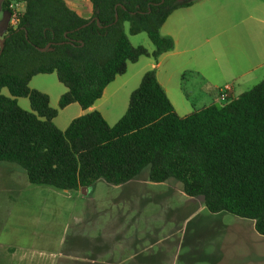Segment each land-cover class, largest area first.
Segmentation results:
<instances>
[{"label":"trees","instance_id":"16d2710c","mask_svg":"<svg viewBox=\"0 0 264 264\" xmlns=\"http://www.w3.org/2000/svg\"><path fill=\"white\" fill-rule=\"evenodd\" d=\"M14 1L24 8L19 23L7 25L0 54V162L20 166L32 184L61 190L98 180L124 185L148 168L150 181H179L210 212L251 219L264 235V79L182 116L149 70L117 123L95 110L65 130L54 122L49 95L30 86L36 75L56 73L67 88L60 108L92 106L129 63L174 47L161 28L195 0H90L89 18L66 0H2V9L12 13ZM126 23L131 35L148 34L152 52L131 43ZM18 98H29L31 110Z\"/></svg>","mask_w":264,"mask_h":264},{"label":"crops","instance_id":"0c3cea01","mask_svg":"<svg viewBox=\"0 0 264 264\" xmlns=\"http://www.w3.org/2000/svg\"><path fill=\"white\" fill-rule=\"evenodd\" d=\"M66 2L83 17L93 14L90 0ZM161 33L173 40L174 47L158 58L143 56L129 63L126 73L86 109L77 102L59 107L67 88L58 84L60 90L52 98L55 81L47 79L56 73L36 75L30 86L48 94L51 106L60 108L54 122L65 130L75 118L95 110L110 125L117 123L136 89L130 84L138 87L149 70L156 72L182 116L216 103L225 86L238 96L264 79V0H195L173 11ZM146 48L152 52L154 45ZM40 75L47 78H38L43 83L33 86ZM98 181L78 190H61L32 184L20 166L0 162V264H101L92 257H103L101 247L79 245L82 226L89 219L81 205L95 193Z\"/></svg>","mask_w":264,"mask_h":264},{"label":"rangeland","instance_id":"374dc122","mask_svg":"<svg viewBox=\"0 0 264 264\" xmlns=\"http://www.w3.org/2000/svg\"><path fill=\"white\" fill-rule=\"evenodd\" d=\"M9 24V14L0 6V47ZM125 29L133 45L153 47L147 33L131 35L129 23ZM44 76H37L33 86L42 84L38 78ZM50 78L54 98L64 85L56 74ZM18 103L31 110L29 98H18ZM148 171L124 185L99 180L95 193L82 203L89 219L79 245L101 247L103 257L93 259L101 264H264V235L251 219L212 213L203 207L202 197L188 196L181 182H152Z\"/></svg>","mask_w":264,"mask_h":264},{"label":"built area","instance_id":"2783aa9c","mask_svg":"<svg viewBox=\"0 0 264 264\" xmlns=\"http://www.w3.org/2000/svg\"><path fill=\"white\" fill-rule=\"evenodd\" d=\"M10 8L12 10V13H9V19L11 21V24L13 26H16L19 23V17L18 16H19V13L24 8V3L14 1L10 4ZM229 92H230L229 86H225V87L221 88L219 100H221V102L225 101Z\"/></svg>","mask_w":264,"mask_h":264},{"label":"water","instance_id":"95a60500","mask_svg":"<svg viewBox=\"0 0 264 264\" xmlns=\"http://www.w3.org/2000/svg\"><path fill=\"white\" fill-rule=\"evenodd\" d=\"M3 41H4V39H3ZM3 41H2V44H1V47H0V54H1L2 49H3Z\"/></svg>","mask_w":264,"mask_h":264}]
</instances>
